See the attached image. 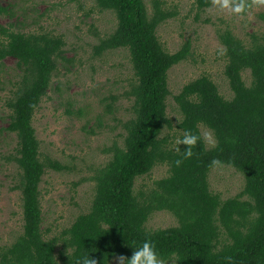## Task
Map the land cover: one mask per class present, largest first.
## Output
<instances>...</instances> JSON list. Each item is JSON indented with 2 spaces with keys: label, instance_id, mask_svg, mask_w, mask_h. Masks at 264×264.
<instances>
[{
  "label": "trees",
  "instance_id": "1",
  "mask_svg": "<svg viewBox=\"0 0 264 264\" xmlns=\"http://www.w3.org/2000/svg\"><path fill=\"white\" fill-rule=\"evenodd\" d=\"M67 1L80 5L85 0ZM93 1L99 11L116 19L93 54L127 50L132 76L121 94L101 99L105 113L113 115L121 129V141L106 146L108 160L92 170L94 195L88 211L58 234L51 235L43 226L40 183L48 169L69 167L43 156L34 115L66 60V42L62 34L22 31L16 22L0 24V62L10 57L17 66V80L6 99L8 121L0 129L16 138L8 160L18 170L15 188L23 220L14 241L0 245V264H75L85 253L95 256L98 264H119L117 257L130 256L146 235L165 264H264V36L251 34L246 44L228 27L217 32L232 95L225 97L206 73L187 81L174 95L181 115L175 126L167 113L168 71L192 57V45L186 40L170 52L157 30L177 12L168 10L163 0H152L150 9L145 0ZM210 5L211 0H196L199 11ZM0 15L18 21L15 11L2 5ZM120 98L129 104L124 117L114 115ZM66 114L85 112L68 106ZM201 127L212 132L214 145L198 141L193 155L177 165L186 145H177L175 137L184 128ZM88 131L95 132L93 127ZM213 157L220 163L212 165ZM157 165H165L167 174L151 186L136 188L138 178ZM217 166L238 171L243 188L226 198L213 191L209 176ZM162 210L175 216L176 225L147 228L150 216Z\"/></svg>",
  "mask_w": 264,
  "mask_h": 264
},
{
  "label": "rangeland",
  "instance_id": "2",
  "mask_svg": "<svg viewBox=\"0 0 264 264\" xmlns=\"http://www.w3.org/2000/svg\"><path fill=\"white\" fill-rule=\"evenodd\" d=\"M164 6L177 15L162 23L157 30L162 44L170 52L177 51L184 41L192 45V57L168 71L171 94L167 113L176 126L181 115L174 101L187 81L208 74L225 97L232 95L224 75L223 45L218 39L219 30L230 28L244 43L251 34L264 36V3L247 0L250 5L237 13L221 8L211 0V5L199 11L196 0H163ZM148 9L152 0H145ZM93 0L80 5L67 0H0V5L15 11L18 21L0 15V24L17 23L22 31H48L62 34L66 46L65 56L53 79L52 88L34 115V126L44 157L58 160L66 170L48 169L40 183L44 228L58 234L75 217L88 211L94 195L92 170L105 163L109 154L104 148L115 140L121 141L113 115L105 113L103 97L121 94L132 76L127 50H113L101 57L93 54V47L100 38L116 26L115 17L108 11H99ZM248 82L249 72L243 74ZM17 80V66L13 58L0 62V128L6 126L9 110L6 99ZM72 104V105H70ZM81 107L82 116L67 115V107ZM115 116L124 117L129 106L120 98L115 103ZM117 109V110H116ZM101 116L103 125H100ZM88 121V127H83ZM93 127L95 132H89ZM0 129V245L9 244L22 232V201L15 188L18 181L17 167L8 160L16 146L13 133ZM201 130H208L201 127ZM208 147L214 145L206 144ZM167 174L165 165H157L138 178L136 188L151 186ZM211 189L223 198L236 194L243 188V176L230 166L211 170ZM77 183V184H76ZM175 216L165 210L154 212L146 223L147 228H166L176 225Z\"/></svg>",
  "mask_w": 264,
  "mask_h": 264
},
{
  "label": "clouds",
  "instance_id": "3",
  "mask_svg": "<svg viewBox=\"0 0 264 264\" xmlns=\"http://www.w3.org/2000/svg\"><path fill=\"white\" fill-rule=\"evenodd\" d=\"M213 2L218 4L221 8H230L231 11L237 13L243 12L250 7L247 0H213ZM259 3H264V0H259ZM198 141H200L202 145L215 142L212 132L208 130L184 128L183 134L175 137V143L177 145L181 143L186 145L181 155L175 160L177 165L182 162V158L193 155V146L196 145ZM210 163L212 165H217L220 161L218 158L213 157ZM132 248L133 252L130 256L120 255L117 257L119 264H165L164 258L159 255L155 248L154 241L147 235ZM75 264H98V262L95 256L85 253L75 258Z\"/></svg>",
  "mask_w": 264,
  "mask_h": 264
}]
</instances>
